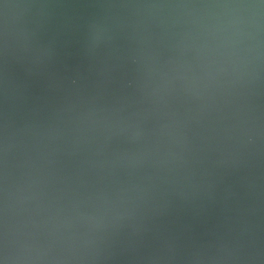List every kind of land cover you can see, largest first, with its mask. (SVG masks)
Wrapping results in <instances>:
<instances>
[{
  "label": "water",
  "instance_id": "water-1",
  "mask_svg": "<svg viewBox=\"0 0 264 264\" xmlns=\"http://www.w3.org/2000/svg\"><path fill=\"white\" fill-rule=\"evenodd\" d=\"M0 264H264V0H0Z\"/></svg>",
  "mask_w": 264,
  "mask_h": 264
}]
</instances>
